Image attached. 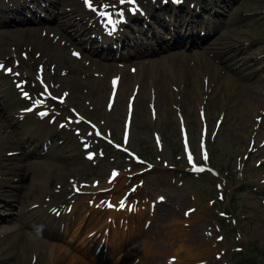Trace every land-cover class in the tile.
<instances>
[{"label":"rangeland","instance_id":"374dc122","mask_svg":"<svg viewBox=\"0 0 264 264\" xmlns=\"http://www.w3.org/2000/svg\"><path fill=\"white\" fill-rule=\"evenodd\" d=\"M47 1L41 2L42 7L47 5L49 9L46 14L39 9L43 14L41 22L32 13L36 9L33 0H20L19 10L26 19L6 23L3 22L4 13H0V31H4L7 38L0 41V59H4L0 62L10 63L16 73L24 72L27 78L21 75L18 81L26 79L30 85L27 89L32 93L34 89L42 92L41 79L43 82L49 79L55 85L56 94L60 95L68 88L59 86L56 75L64 69L70 70L78 92L71 95L69 103L56 107L71 117L79 110L83 117L110 130L118 140L124 128L127 96L131 90L144 99L142 109L146 114L145 118L142 112L133 114L128 143L144 157V166L101 141L93 146L98 151L95 161H87L82 142L93 134L85 124L75 125L76 129L84 130L72 141H67L64 133L59 134V144L70 148L69 151L62 147L45 153V157L31 158L29 153L34 146L30 143L23 148L21 160L16 162L23 165V178L17 183L23 187L28 179L47 176L51 180L49 189L56 180V173H64L67 169L72 170V178L88 181L102 180L112 172H120L112 196L118 200L123 195L124 207H120L119 199L120 209L110 211L98 207L88 211L87 216L78 215L73 220V228L79 222L83 227L75 240L69 235L70 231L64 238L40 232L49 241L60 243L57 245L61 251L56 252L59 263L264 264V146L260 144L264 139V117L258 126L253 110V102L261 110L264 93L256 99L252 93L242 95L229 82L218 85L219 76L227 73L241 86L263 82L264 88V0H226L222 3L218 7L221 12L215 13L217 18L209 24V29H214V42L204 49L176 46L143 58H128L131 49H120L98 38L96 41L91 31L81 34L89 26L78 19V15L86 12L80 7L81 0ZM101 1L104 0H96V4ZM158 1L149 13L155 22L174 13L169 0ZM13 5L11 1L6 19L18 15ZM34 26L40 27L39 32L32 31ZM57 35L71 43L61 46ZM93 39V48H88V40ZM10 47L14 48L12 53ZM73 50L82 52L83 57L81 54L73 59ZM241 54L243 56L237 58ZM138 61L145 62L142 78L137 77ZM118 63H126V72L133 77H124L118 95L123 100L121 108L109 109L106 102L110 78L120 73L116 71ZM40 65H46L48 76L44 72L43 78L38 76ZM129 66L136 71L131 72ZM217 67L223 69L219 76L215 72ZM14 78L13 74L3 78L8 97L6 101L0 99V113L4 117L18 110V106L30 105L20 97ZM102 81L105 83L103 95L97 98L94 94L100 88L98 82ZM149 94L155 95V99ZM202 113L208 124L205 136L201 134ZM222 113H225V121L218 127ZM9 123L6 128H15L21 133L38 125L33 115L24 117L23 121L11 115ZM182 126L189 133L191 160L182 145ZM250 140L255 141V146L249 147ZM42 142V138L38 140V144ZM11 148L22 149L19 144H12ZM194 165L203 170L193 172ZM123 181L118 187L117 183ZM24 191L19 188L21 195ZM62 194V191L47 192L48 198ZM161 197L163 199L159 200ZM22 200L27 201V196ZM129 202L139 206V210L129 212L126 207ZM15 220L4 225L14 226ZM31 229L26 227L22 231L32 232ZM24 234L18 241L14 235L0 240V264H48L41 255L32 259L33 245Z\"/></svg>","mask_w":264,"mask_h":264},{"label":"bare ground","instance_id":"6f19581e","mask_svg":"<svg viewBox=\"0 0 264 264\" xmlns=\"http://www.w3.org/2000/svg\"><path fill=\"white\" fill-rule=\"evenodd\" d=\"M117 3H118V0H117ZM8 4L9 3H6L5 6L7 7ZM138 4L139 5H137V3L135 5H133L134 7L137 6V13H138L139 10H140V12L142 10H147L148 13H149V7L146 6V0H138ZM149 4L151 6L153 5V3H151V2H149ZM6 7H5V9H6ZM9 10L10 9H7L6 12H8ZM128 12L129 11H127V13ZM54 18L57 20V17H54ZM195 18H197V16H195ZM20 19H26V18L19 14V15H17L14 18H9V19L5 18L3 20V22H6V23L15 22V21L20 20ZM82 19H84L86 22H89V28H94V32H97L96 36L99 37L102 42H108L110 40H114V41H112V43H114V44L116 43L115 39L117 37L114 36L113 34H108L106 31L103 30V28H104L103 24H104L105 21L98 15V13L95 14V11L89 10V12L86 15H84L82 17ZM116 19H118V16L117 15H113V20H116ZM37 21L38 22L42 21L41 16L38 17ZM183 22H184V20L181 19L180 25H182ZM189 24H191L190 27L192 29V28L198 27L201 24H206V20H204L202 18H198L197 20L193 19V20H190ZM165 25L167 26V24H165ZM176 26L178 27V25H176ZM39 29H40L39 26H34L32 28V31L33 32H39ZM45 29L46 30H50V28H45ZM81 34L87 35L86 32H82ZM144 34H146V33H144ZM176 34L177 35L174 37L172 45L175 44V45L179 46L180 44L184 43L187 40L191 42V45L195 46V45L198 44V40L194 37V34L192 32H190L188 34H185V33L182 34L181 32L176 31ZM152 36L157 38L158 44H162V45L167 44L166 40L163 38L161 32L158 29H155L152 32ZM63 38H65V37H62V35H59V41L62 39V42L64 44H67L68 41L66 39H63ZM5 40H7V38H6V35H5L4 31H0V41L2 42V41H5ZM118 41H120V40H118ZM31 42H33V41H31ZM31 42L29 41L28 43L31 44ZM93 42H94V40H91V41L88 40L87 47L88 48H93V45H92ZM200 42L201 43H207V40L202 39ZM12 43H15V42H12ZM22 44H24V43H22ZM120 44L125 46V47L127 45H129L127 43V41H125V40L124 41H120V43L117 44L116 46L119 47V46H121ZM138 44H139V42L137 40H134V46H137ZM37 45H39V42H37ZM22 46H25V45H22ZM15 47L16 46H14V48ZM14 48L13 47L9 48L11 53L14 51ZM57 53H59V51ZM54 55L57 57L58 54L54 53ZM126 68H127V66H126L125 63H120L117 66V70L121 71V74L123 75V77H128V78L133 77V76H131V75H129V74H127L125 72ZM143 68H144V63L142 61H140L139 62V73H138L139 75H137L138 78H141V73L143 72ZM70 72L60 73V75H56L57 79H59L58 81H60L59 86H65V87H67L69 89V90L68 89L63 90V91H67L70 94L69 96H67L68 101H70L71 95H73L76 92H78V89L74 87V79L71 77ZM225 81L231 83L235 89L240 90V92H242V95L245 94V93H252V96H254L256 99H257V96L261 95L263 93V91H264L263 82L250 83L248 85L241 86L239 81H236L233 77H231L229 75H227L225 77ZM3 82H4L3 76L0 75V96H2V84H3ZM95 83H97V82H95ZM98 85H99L100 88L94 94V96L97 97V98L98 97H102V95H103L102 92H103V88L105 86V83L104 82L103 83H99L98 82ZM121 86H122V82L120 81V86H119V89H118L119 91H120V87ZM116 100L117 101L114 102V105H115L116 109H120L121 108V103L123 102V100L121 98H119V97ZM143 104H144V99L142 97H140V96L137 97V101H136L134 112H142L143 113L142 117L145 118L146 114H145L144 110L142 109L143 108ZM253 110H254L255 113H257L259 111L258 105L256 104V102H253ZM161 118H162V116H160V119ZM46 124L49 125L51 127V129L54 130V132L56 134L61 131L60 128H57V126L49 124V122H47ZM38 127H41V125L36 126V128H38ZM63 132H65V131H63ZM59 142H60V138L58 136L57 138H55L53 140V143H52L53 148H54L55 145H58ZM67 175H68V172L61 173L60 175H59V173H57V177H56L55 181L59 182L62 179H64L65 177H67ZM262 181L264 182V180H262ZM26 182H27V187L25 188V195L27 196V198H29V202H27V204L30 206V209H31L32 205L34 203V202H31V201H35V199L40 198V196H41V194L38 193V190L40 191V190H42L41 189L42 186L50 184L51 180H49V178L47 176H43V178L41 176H39V177H35L33 179H28ZM7 186L10 189H5V187H7ZM11 187H13V186L9 185L7 183L6 177H1L0 176V201H1L0 205H2L4 203L5 205L13 206V202H10V201L19 200L17 195L15 193H13L14 189L11 188ZM6 191L11 192V194H9V195L10 196H14V197H9L8 199H5L3 194L7 195ZM87 203H88L87 201H83L82 204L79 205L78 209H76V206H75L73 208V212L79 213L80 211L90 209L89 205ZM50 206L57 207L55 203L51 204ZM4 213H6L8 215H4L3 213H1V209H0V222L1 223L9 222V221H11L14 218L13 210H10V211L6 210ZM32 216H33V211H31V213L29 212L28 215L23 214L22 222L26 226L32 227L33 229L38 230L39 228L37 226L33 225V217ZM29 218L32 219V222H30V223H29ZM60 218L64 219V220H66V219L68 220V217L65 214V208H64L63 212H61ZM55 221H56V218L52 217L51 215H49V224H48V226H50V228H53V227L56 228V229L59 228V226L61 225V222H60V225L58 223L59 226H54ZM16 226L15 225L14 226L2 225L0 227V236L14 234L15 235V239H16L15 241H17V240L22 239V237L25 236L24 233H26L28 235V241L31 243V245H33L32 246V250L37 255H41L42 257H45L47 262H48V264H60L61 263V262L59 263V256H56V254L59 253V251H61V248L59 249V245H51V243H47L46 241H44L42 239V237H38L36 234L27 233L26 231H22L21 229H20V231H18L16 229ZM74 226H75V224L68 225L66 227L67 228L66 232L70 231L69 235H71V238L75 240L76 237L80 233L81 223H78V225L75 228H73ZM61 264H63V263H61ZM65 264H67V263H65Z\"/></svg>","mask_w":264,"mask_h":264},{"label":"snow or ice","instance_id":"6c2138e0","mask_svg":"<svg viewBox=\"0 0 264 264\" xmlns=\"http://www.w3.org/2000/svg\"><path fill=\"white\" fill-rule=\"evenodd\" d=\"M118 3L120 4V5H124V4H135L136 3V0H118ZM85 4H86V6L90 9V10H93V11H96L97 13H98V15L106 22V23H108V24H110V25H114L115 24V21L113 20V15H114V12L113 11H111L110 9H116L117 8V5L116 4H114V3H112V4H110V3H101V4H99V5H94L93 4V0H85ZM133 11H135L136 9L135 8H133L132 9ZM116 15H119L120 16V18L121 19H123V9H119V11L118 12H116L115 13ZM73 55H75V56H79L80 54L78 53V52H74L73 53ZM0 70H5V66L2 64V63H0ZM6 71L7 72H9V73H11L12 72V69H10V68H8V69H6ZM16 75L18 76L19 75V73H16ZM118 79V78H117ZM41 84L43 85V80L41 79ZM113 84L115 85L116 84V80H114L113 81ZM44 88H45V91L44 92H42V93H40V96H45V95H47V96H51V93L48 91V89H47V85H44ZM23 95L25 96V97H28L29 96V94L27 93V92H24L23 93ZM65 95H67V93H65ZM55 99H61V102H62V98H55ZM43 104H45V100L44 99H37L36 101H35V106L36 107H39V106H41V105H43ZM31 109H29V111H30ZM39 115L41 116V117H44V116H47L48 115V112L47 111H42V112H40L39 113ZM82 119V118H81ZM62 127L64 126V125H61ZM86 147H87V145H86ZM204 158H205V160H207V153H205L204 154ZM192 159V156H191V154H189V160H191ZM197 170H203V169H197ZM116 175V173L114 172L113 173V176H115ZM98 183V182H97ZM77 191H79V189H77ZM161 199H163L162 197H161ZM113 205H111V204H109V207H112ZM125 206V204H124V201L123 200H121V202H120V207H124Z\"/></svg>","mask_w":264,"mask_h":264}]
</instances>
